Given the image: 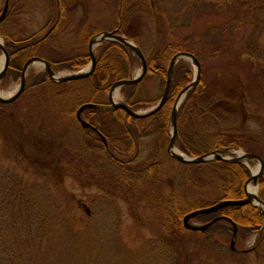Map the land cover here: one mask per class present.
I'll list each match as a JSON object with an SVG mask.
<instances>
[{
    "label": "trees",
    "instance_id": "16d2710c",
    "mask_svg": "<svg viewBox=\"0 0 264 264\" xmlns=\"http://www.w3.org/2000/svg\"><path fill=\"white\" fill-rule=\"evenodd\" d=\"M126 1L119 0L115 19L108 29L131 37L139 46L137 36L125 29L130 24L123 17V10L128 7ZM139 2V8L145 13L151 31L148 41L150 51L144 55L146 69L142 77L135 83L119 86L122 100L133 109L155 102L159 95L146 97L139 95L138 89L144 86L147 79H160L161 90L170 56L180 50L189 51L199 62V77L186 90L177 107L176 145L189 155L230 147L256 152L249 143L243 141L242 135L220 127L218 118L224 113L239 112L242 101L246 98L255 99L254 90L261 89L260 98L264 99V0ZM0 34L9 56L5 73L0 79V85L3 86L9 79L19 76L20 66L28 56L38 53L39 41L33 35L15 39L2 28ZM94 53L95 63L87 76L54 81L45 70L29 71L22 89H29L36 100L40 99V103L43 101L53 109L64 103L66 108L62 113L65 118H69V122L62 130L76 127L81 129L78 145H65L66 152L78 157V161L82 159L83 166H87L81 171L80 161L81 168L75 167L73 170L75 177L83 171L87 172L92 155L97 154L99 156L94 163L96 169L88 173L90 181L108 188L114 195L123 198L130 196L137 203L145 201L151 205L157 213L162 232L136 248L143 246L151 250L154 245L161 264H239L233 258L218 262L193 258V249L179 244L184 234L196 235L218 246L221 239H232L236 247L229 248L232 253L253 252L264 255V225L260 226L263 222L262 213L250 202L227 204L191 216L190 219L200 224L216 215L225 216L215 219L203 229H190L182 224V215L192 208L222 198L243 197V182L250 174L243 162L219 158L198 162L174 159L177 163L176 178L171 171L163 170L164 157L167 156L164 145L168 135L171 104L176 92L192 76L186 61L180 57L174 62L168 93L162 105L150 115L132 116L122 108L112 106L106 97H99L106 94L108 85L114 79L131 76V65L137 58L127 46L115 40L101 41L94 47ZM48 60L53 69H77L89 57L85 49L81 55L73 58ZM239 61L242 67L238 66ZM210 62H217L219 67L212 77L205 78L203 69ZM222 75L227 76L226 80ZM70 91H74L72 97ZM82 101L98 104L85 107L81 114L96 131L92 127L82 126L74 116V107ZM9 103L0 101V115ZM206 117L214 123L209 129L203 122ZM185 120L192 122L196 134L205 131V138L185 142L180 126ZM114 130L120 132L115 133ZM143 137H155L153 151L145 159L137 160L133 155L134 145L138 148V142ZM34 146L37 157L34 154L30 158L40 159V153L52 154L48 166L57 177L56 172L61 171L55 150L57 145L52 149L53 142L46 139ZM256 153L263 161L257 178V195L264 201V155ZM10 174L13 179L10 177V182L1 185L7 191L8 198L2 199L0 196V264H102L94 255V243L90 241L95 231L92 209L91 214L85 209L81 210V214L78 213V208L83 204L78 199L73 200L71 194L63 198L52 187L60 186L58 177L53 178L54 182L49 184L45 180H28L15 171ZM101 200L109 204L110 208L115 207V197L111 194ZM231 222L235 224L234 232ZM114 228V248L127 253L135 252V249L122 244L118 226ZM252 233H255L253 244L242 246V241Z\"/></svg>",
    "mask_w": 264,
    "mask_h": 264
},
{
    "label": "rangeland",
    "instance_id": "374dc122",
    "mask_svg": "<svg viewBox=\"0 0 264 264\" xmlns=\"http://www.w3.org/2000/svg\"><path fill=\"white\" fill-rule=\"evenodd\" d=\"M4 1L0 0V12ZM58 2L61 16L56 23V27L46 35L42 48V52L50 60L73 58L81 55L86 49L88 37L91 36L89 34L100 30H108L111 26L116 16L119 0H58ZM126 3L128 7L127 10H123V17L124 21L130 22V24L125 29L137 36L140 41L139 47L145 55L150 51L148 41L151 37V31L147 26L148 19H146L145 13L139 8V0H127ZM54 8V0H6L0 27L13 38L28 35L37 36L50 24L52 17H54ZM132 20L134 21L131 23ZM1 56L2 52L0 51V64ZM182 59L186 61L193 73V63L188 59ZM86 64L80 68H84ZM242 65V62L239 61L238 66L242 67ZM43 67L42 62L34 60L29 63L25 72H38ZM218 67L217 62L207 63V66L203 69V76L205 78L212 77ZM139 69V61L132 63L131 75H134ZM53 70L56 74H63L77 69L61 68ZM222 77L225 80L227 78L226 75H222ZM18 80L19 77L9 79L5 85H0V95H9L17 87ZM159 84L160 79H147L143 84L144 86L138 89V94L146 97L158 96L161 92ZM58 88L62 87L59 86ZM260 90H254L255 99L246 98L245 101H242L243 104L239 112L234 111L232 114L224 113L219 116L218 124L222 128L232 130L235 134L242 135L243 141L247 144L249 143L248 145L256 152L264 155V99L260 98ZM113 92L114 90H112V94ZM69 94L72 97L74 91H70ZM104 97H106V94L101 95L99 98L103 99ZM115 99H122L118 89L116 90ZM9 102V104L5 105V109L0 115V188L10 182V177L13 179L12 174H10L12 171L18 174L21 173V177L28 180H45L49 184L54 182L53 178L58 177L61 182L60 186L56 184L58 187H52L58 193L60 192L63 198H67L71 194L74 198L73 200L78 199L83 204L82 207L78 208V213L81 214L83 212L81 210L85 209L91 214L92 209V214L95 216L93 223L95 231L90 241L94 243V255L100 259L102 264H161L160 255L154 245H152L154 249L151 250H148L150 249L149 247L143 246L136 248L140 243L149 238L157 237L162 232V227L156 217L157 213L151 205L145 201L137 203L130 196L123 198L120 195H114L108 188L105 189L101 185L98 186L96 182L90 181L91 178L88 173L96 169L93 157L88 164L87 172L83 171L79 176L75 177L73 170L75 167L81 168L79 162L82 159L78 161V157H73L72 154L66 152L65 149L67 147L65 145L71 143L78 145L81 129L75 126L76 128L73 127L74 129L62 130V127L67 126L69 122V118H65L62 113L66 105L62 103L60 107H57L59 111L51 108L48 104L46 106L45 102L42 101L40 103V99L36 100L29 89H25ZM203 122H205V126L208 129L214 126L213 121L208 119V117ZM180 124L185 142L195 138L202 140L205 138V131H199L196 134V130L193 129V124L190 120H185ZM167 131H169V123ZM113 132H120V130H114ZM168 137L169 134L165 140L164 147ZM46 139L53 142L52 149L55 144L57 145L55 150L59 158V161L57 160L58 165L61 169L59 173L56 172L57 177L51 171L50 165L48 166V159L52 154L40 153L39 157L43 158V160H40L41 158H30V155L34 154L37 157L34 152L35 143H41L46 141ZM152 139L143 137L138 142V148L136 152L134 151L137 153V160L145 159L151 150L153 151L155 137ZM175 140L174 146L178 148ZM238 149L242 150V148H230L227 152ZM22 154L24 155L21 156ZM174 159L167 153V156L164 157L162 168L164 171L174 173V178H176L177 163ZM82 161L81 171L87 167L83 166ZM246 162L251 171L256 169L257 161L255 159H247ZM75 163L77 164L75 165ZM253 183L257 184L254 181ZM7 194L4 188L0 190L2 199L8 198ZM110 194L115 197V207L111 203L113 208H110L109 204L101 202L104 196ZM188 221L198 224L192 219H188ZM115 225L118 226V235L122 244L127 248L135 249V252L129 251L127 253L114 248L112 230L115 229ZM181 237L179 244L182 247L193 249L191 256L196 259L218 262L223 260L230 261L233 258L239 264H264L263 254L256 255L253 252L244 254L239 252L232 253L230 249L236 248L233 240L231 241V247L230 240L221 239V244L218 246L193 234H184ZM253 241L254 234H250L242 241V246H249L253 244Z\"/></svg>",
    "mask_w": 264,
    "mask_h": 264
},
{
    "label": "water",
    "instance_id": "95a60500",
    "mask_svg": "<svg viewBox=\"0 0 264 264\" xmlns=\"http://www.w3.org/2000/svg\"><path fill=\"white\" fill-rule=\"evenodd\" d=\"M5 3H6V0L4 1L2 8H1L0 18H1V15H3L4 9H5ZM55 9H56V12L59 9L58 0H55ZM53 23L54 22H52V24H50L46 28L43 35H45L51 29ZM105 40H115V41L127 46L132 51V53L134 54V56L138 59V61L140 63V69L138 72H136L131 77H120V78L114 79L109 84L108 91H107V97H108L109 103L114 107L122 108L129 115H132V116L150 115L151 113L156 111L162 105V103L164 102V100L167 96V93H168L172 67L174 65V62L178 58H180V57L185 58V59L190 60L193 63L194 71L192 73L191 79L187 83H185L176 92V94L173 98L172 104H171L170 112H169V131H168L169 137H168V140L166 143V151L170 156L174 157L175 159H177L179 161H184V162H198V161H202V160L210 159V158H219V159L232 160V161H242L245 165H247V162H246L247 159H255L257 161V167L255 169V172H252L249 169L250 174L243 182V190H244V196L243 197H240V198H222V199H219V200H217L213 203H210L208 205L192 208V209L186 211L182 215L181 221H182L183 226L186 228H190V229H196V228L203 229L206 226H208L210 223H212L215 219L225 218V216L224 215L213 216L212 218L203 222L202 224L190 223L188 221V219L197 213L211 211V210H214V209H216L220 206H223V205L245 203V202H250L251 204L256 206L260 210V212L262 213V217L264 219V210L259 205V203L264 205V201L257 195V184H256L255 192L249 193L246 191V183L248 180L251 179L252 181L257 183V178L261 172L262 165H263V161H262V158L260 155H258L257 153H254V152L244 151V150H241L239 152H235L233 154H227V153H225L224 149H221V148H214V149L203 151L199 154L189 155V154H186L185 152L181 151L179 148L174 146V140H175L176 133H177V131H176V110H177V107H178L182 97L184 96L186 90L188 88H190L191 86H193L199 77V68H200L199 62H198L197 58L189 51L180 50V51L173 53L170 56L168 64L166 66L165 78H164V82H163V86H162L160 95L154 103L145 107L144 109H139V108L133 109L127 103H125L123 100H116V99L112 98V90H117L119 88V86L121 84H124V83H135L137 80H139L141 78V76L144 74L145 69H146L145 58H144L141 50L139 49L138 45L134 42V40L132 38L125 36L121 33H118L114 29L100 30V31H97V32L91 34V36L88 37L86 45H87V52H88V56H89V61L86 64V66L82 69L80 68V69L72 71V72L63 73V74H56L54 72L53 68L51 67L49 61L46 60L45 58H42V57L36 56V55H31V56L27 57L23 61L22 65L20 67V74H19V80H18L17 87L7 96H1L0 95V101L1 102L11 101L12 99H14L19 94V92L22 90V88L24 86L25 74H26L25 70H26L27 66L29 65V63L34 61V60H36L38 62L40 61L43 63L44 69L46 70L48 76L54 81L75 79V78L84 77V76L88 75L90 73V71L92 70L94 63H95L94 47L98 43H100L101 41H105ZM0 51L2 52L1 64H0V79H1V77L3 76V74L5 72V68H6V64H7V58H8L7 51L4 48L2 40L0 41ZM95 106H97V104L94 102L83 101L76 107L75 117L82 126H88V127H92L94 129L93 126H91L84 118L81 117L80 111L84 107H95ZM176 149H178V150H176ZM231 223H232L233 232H234L235 224L233 222H231ZM231 241H232V239H230V246L232 247Z\"/></svg>",
    "mask_w": 264,
    "mask_h": 264
},
{
    "label": "flooded vegetation",
    "instance_id": "af4514ba",
    "mask_svg": "<svg viewBox=\"0 0 264 264\" xmlns=\"http://www.w3.org/2000/svg\"><path fill=\"white\" fill-rule=\"evenodd\" d=\"M55 7V6H54ZM55 9V8H54ZM60 5H59V9H58V11L56 12V9H55V11H54V17H52V20H51V22H50V24H52V22H54L53 23V25H52V27H51V29L45 34V35H43V33H44V31L46 30V28L50 25H48V26H46V28L42 31V32H40L37 36H34V38H36L39 42L37 43V47H38V53L37 54H32V55H36V56H40V57H42V58H45L44 56H46L43 52H42V48H43V45H44V39H45V37H46V35L49 33V32H51L55 27H56V23H57V21H58V19L60 18ZM1 17H2V15H1ZM1 19L2 18H0V21H1ZM1 28V27H0ZM119 33V32H118ZM92 34V33H91ZM90 34V35H91ZM122 34V33H121ZM1 35V34H0ZM124 35V34H123ZM0 38H2L1 40H2V42H3V45H4V39H3V37H2V35H1V37ZM19 38V37H18ZM18 38H15V39H18ZM131 38V37H130ZM139 47V46H138ZM4 48H5V46H4ZM6 49V48H5ZM139 49H140V47H139ZM141 50V49H140ZM7 51V50H6ZM142 52V51H141ZM88 53V52H87ZM143 54V53H142ZM7 55H8V52H7ZM31 56V55H30ZM143 56H144V54H143ZM29 57V56H28ZM89 57V56H88ZM145 58V57H144ZM8 59H9V56H8V58H7V64H8ZM46 59V58H45ZM46 60H48V59H46ZM49 61V60H48ZM23 63V62H22ZM7 64H6V67H7ZM22 65V64H21ZM84 65V64H83ZM82 65V66H83ZM21 67V66H20ZM5 70H6V68H5ZM42 70H45L44 69V67H43V69ZM41 70V71H42ZM46 71V70H45ZM5 73V72H4ZM47 73V72H46ZM19 74H20V69H19ZM27 74V73H26ZM26 74H25V80H26ZM4 75V74H3ZM48 75V74H47ZM87 76V75H86ZM19 77V76H18ZM85 77V76H84ZM79 78H81V77H79ZM51 79V78H50ZM76 79V78H75ZM112 82V81H111ZM24 86H25V81H24ZM24 86H23V88H24ZM108 87H109V85H108ZM108 87H107V90H106V98H107V100H108V97H107V91H108ZM22 88V89H23ZM22 91V90H21ZM20 91V92H21ZM19 92V93H20ZM83 102V101H82ZM92 102V101H91ZM81 103V102H80ZM80 103H78L75 107H74V109H73V113H74V116H75V109H76V107L80 104ZM94 103H96V102H94ZM97 104V103H96ZM98 105V104H97ZM85 108V107H84ZM83 108V109H84ZM82 109V110H83ZM82 110L80 111V115L82 114ZM81 117H82V115H81ZM76 118V117H75ZM83 118V117H82ZM92 126V125H91ZM94 131H96L95 129H94ZM166 147V146H165ZM136 149H137V145H134V150H133V155L136 157V155H137V153H135L136 152ZM135 151V152H134ZM245 151V150H244ZM250 152H253V151H250ZM254 153H256V152H254ZM258 154V153H257ZM259 155V154H258ZM93 161H94V163H96L97 162V155H94L93 156ZM242 162V161H241ZM247 166V165H246ZM263 166V165H262ZM248 167V166H247ZM262 170V169H261ZM260 226H263V223H261V225ZM254 234V239H255V233H253ZM245 240V239H244Z\"/></svg>",
    "mask_w": 264,
    "mask_h": 264
},
{
    "label": "bare ground",
    "instance_id": "6f19581e",
    "mask_svg": "<svg viewBox=\"0 0 264 264\" xmlns=\"http://www.w3.org/2000/svg\"><path fill=\"white\" fill-rule=\"evenodd\" d=\"M0 41H1V38H0ZM115 97H116V90H114V92L112 94V98L115 99ZM176 150H178V149H176ZM252 172H255V169H253ZM255 190H256V184L253 183V181L251 179L248 180L246 183V191L249 193H253V192H255ZM259 205L264 210V205L260 204V203H259Z\"/></svg>",
    "mask_w": 264,
    "mask_h": 264
}]
</instances>
